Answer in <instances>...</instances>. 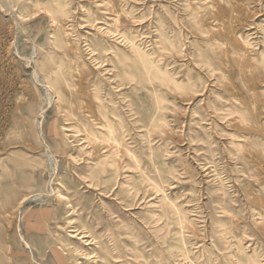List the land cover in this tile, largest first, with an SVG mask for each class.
I'll list each match as a JSON object with an SVG mask.
<instances>
[{
	"label": "rangeland",
	"instance_id": "obj_1",
	"mask_svg": "<svg viewBox=\"0 0 264 264\" xmlns=\"http://www.w3.org/2000/svg\"><path fill=\"white\" fill-rule=\"evenodd\" d=\"M0 264H264V0H0Z\"/></svg>",
	"mask_w": 264,
	"mask_h": 264
}]
</instances>
